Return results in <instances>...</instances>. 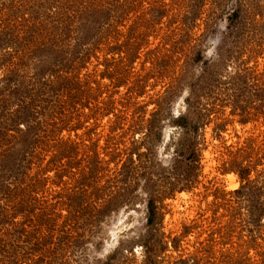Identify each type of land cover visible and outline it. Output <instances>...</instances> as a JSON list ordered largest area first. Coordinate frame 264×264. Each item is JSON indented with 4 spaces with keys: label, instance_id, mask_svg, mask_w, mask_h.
<instances>
[{
    "label": "rangeland",
    "instance_id": "1",
    "mask_svg": "<svg viewBox=\"0 0 264 264\" xmlns=\"http://www.w3.org/2000/svg\"><path fill=\"white\" fill-rule=\"evenodd\" d=\"M0 264H264V0H0Z\"/></svg>",
    "mask_w": 264,
    "mask_h": 264
},
{
    "label": "bare ground",
    "instance_id": "2",
    "mask_svg": "<svg viewBox=\"0 0 264 264\" xmlns=\"http://www.w3.org/2000/svg\"><path fill=\"white\" fill-rule=\"evenodd\" d=\"M230 182H231V179H230Z\"/></svg>",
    "mask_w": 264,
    "mask_h": 264
}]
</instances>
